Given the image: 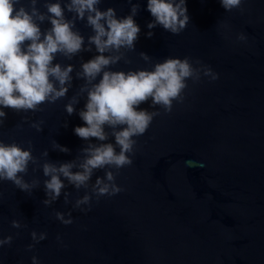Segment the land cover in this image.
Instances as JSON below:
<instances>
[{"label":"water","instance_id":"1","mask_svg":"<svg viewBox=\"0 0 264 264\" xmlns=\"http://www.w3.org/2000/svg\"><path fill=\"white\" fill-rule=\"evenodd\" d=\"M55 2L65 7L69 0H37L36 8L47 17L45 4ZM21 3L28 7L30 0ZM133 4H139L134 17L139 38L135 50L125 52L129 62L121 60L111 70H151L168 57H190L219 78L202 74L198 82L189 79L183 102L174 101L171 112L153 108L151 100L139 106L160 115L143 135L134 137L135 154H129L133 163L121 168L115 179L123 191L99 199L92 195L90 210L73 207L86 190L66 180L61 197L45 206L47 178L32 164L24 179L40 184L31 194L0 181V238L13 237L10 246L0 248V264H32L33 256L39 264H264V0H242L241 8L231 12L220 0H186L190 22L178 35L159 25L147 27L154 19L147 0H101L98 7L114 8L123 18ZM65 18L74 20L84 47L91 48L72 59L57 54L53 61L62 67L74 65L67 95L42 104L37 112L4 109L7 118L0 126V140L6 144L27 149L31 141L41 165L46 160L79 162L80 150L89 143L74 133L75 127L84 126L78 113L86 93L79 95L72 115L65 105L84 84L76 78L81 64L99 53L88 43L94 32L86 17L76 19L65 7ZM40 28L42 33L51 28L47 18ZM240 34L246 40H238ZM141 52L151 61L145 62ZM41 120L43 130L38 132L31 125ZM54 142L69 152L54 150ZM91 142L100 143L95 138ZM106 142L115 143L114 137ZM45 150L47 157L42 156ZM109 170L117 171L96 170L90 183ZM64 191L71 193L68 204ZM56 212L66 219L71 213L73 223L64 225ZM13 220L22 227L13 228ZM32 231L47 237L28 251L34 243Z\"/></svg>","mask_w":264,"mask_h":264},{"label":"clouds","instance_id":"2","mask_svg":"<svg viewBox=\"0 0 264 264\" xmlns=\"http://www.w3.org/2000/svg\"><path fill=\"white\" fill-rule=\"evenodd\" d=\"M36 3L37 0H30V5L26 7L21 0H0V126L7 118L4 109L41 111L42 104H52L64 98L72 86L74 65L62 67L59 63L53 64V61L57 54L72 59L82 51H91V48L84 47L85 39L74 30V20L65 18L66 7L76 19L84 20L86 17L87 25L94 32L88 37V43L94 45L99 53L81 64L76 78L82 79L84 84L65 105L67 114L72 115L76 111L74 105L79 102V95L86 93V103L78 113L84 126L75 127L74 133L89 143L80 150L79 162L54 163L46 160L41 165L32 154L31 141L25 149L15 142L6 144L0 140V181H10L21 191L31 194L40 181L33 179L27 182L24 175L28 173L30 164L41 167L47 178L43 181L47 198L42 203L45 206H50L61 197L62 190L67 187L66 180L75 189L86 190L81 198L75 200L73 207L87 211L90 210L92 195L99 199L123 191L115 179L121 168L133 163L129 154H135L134 137L143 135L153 118L160 115L158 111L139 109V106L151 100L153 108L159 106L165 112H171L174 101L183 102V92L189 79L195 83L202 74L211 80L219 76L200 60L192 61L190 57H168L155 63L151 70H111L121 60L128 63L125 52L135 50V42L141 32L134 20L139 4L132 5L130 15L118 18L114 8L99 9L101 0H69L65 7L60 2L46 3L47 17L39 12ZM220 3L231 12L241 8L242 0H220ZM147 10L154 18L147 25L149 29L159 25L167 32L178 35L190 22L186 0H147ZM46 18L51 28L42 33L40 23ZM146 35L150 38L153 32L149 31ZM237 39L244 41L246 36L240 34ZM106 52L116 54L105 55ZM140 56L145 62L151 61L146 53L141 52ZM97 77H100L98 82ZM43 123L41 120L31 127L40 132ZM106 128L111 131H106ZM110 137H114L115 143L106 142ZM92 138L100 143H92ZM53 149L69 152L67 147L56 142ZM42 156L47 157L48 151L45 150ZM106 168L117 171H106L104 177H97L94 183H90L96 170ZM70 195L67 191L63 192L65 204L71 202ZM85 205L89 208L82 207ZM55 217L64 225L73 223L71 213H68L67 219L61 212H56ZM11 224L13 228L22 227L17 220ZM46 237L45 232L32 231L34 243L29 244L27 250L31 251L35 243ZM57 239H60L59 236ZM12 240L11 235L0 238V248L10 246ZM32 264H39L36 256L32 257Z\"/></svg>","mask_w":264,"mask_h":264}]
</instances>
